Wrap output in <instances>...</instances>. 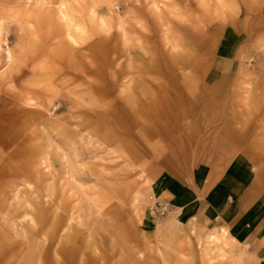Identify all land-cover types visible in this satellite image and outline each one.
Returning <instances> with one entry per match:
<instances>
[{
	"label": "rangeland",
	"instance_id": "rangeland-1",
	"mask_svg": "<svg viewBox=\"0 0 264 264\" xmlns=\"http://www.w3.org/2000/svg\"><path fill=\"white\" fill-rule=\"evenodd\" d=\"M62 3L73 26L60 19ZM0 8L11 9L0 10L1 46L15 55L8 65L0 46V126L10 129L0 141L43 170L40 186L28 179L13 192L27 212L45 209L47 227L58 219L49 238L23 209L1 212L0 237L14 249L4 247L0 264L68 263L74 241L75 262L264 264V235L245 245L199 211L149 213L158 176L219 157L245 166L264 210V0H0ZM121 110L126 120L135 112L129 130L114 116ZM75 149L82 181L62 193L60 152L73 161ZM99 194L103 204L93 202Z\"/></svg>",
	"mask_w": 264,
	"mask_h": 264
},
{
	"label": "crops",
	"instance_id": "crops-1",
	"mask_svg": "<svg viewBox=\"0 0 264 264\" xmlns=\"http://www.w3.org/2000/svg\"><path fill=\"white\" fill-rule=\"evenodd\" d=\"M235 162L219 157L209 166L194 164L186 175L158 176L152 187L154 204L199 211L214 226L230 228L240 243L253 244L264 235V210L255 204L253 186H245L251 179L248 170Z\"/></svg>",
	"mask_w": 264,
	"mask_h": 264
},
{
	"label": "bare ground",
	"instance_id": "bare-ground-1",
	"mask_svg": "<svg viewBox=\"0 0 264 264\" xmlns=\"http://www.w3.org/2000/svg\"><path fill=\"white\" fill-rule=\"evenodd\" d=\"M0 10H2L3 13L5 12V10L11 11V9H9V8H6L5 10L0 8ZM67 14H69V13H67V8L64 5V3H62V5L59 9L60 19H62L67 26H71V25L73 26V24H75V23H74L73 19L71 17H69ZM4 17L5 16L0 15V46H1V38L3 35V30H4ZM1 47L3 48V46H1ZM3 49H5V56L7 58L8 65L12 66L14 61H15V55L13 54V52L10 49L7 48V44H5V48H3ZM5 73L6 72H3L2 75H5ZM149 109H151V108L144 107L141 109V111L147 113V111H149ZM18 113L15 114L16 118L19 116ZM125 113L126 112L124 110L117 111V112H115L114 116L116 119H118V122L120 123L121 127L129 130L131 125L137 123L136 118L134 117L135 112L131 113V115H129V117H131L132 120H129V119L126 120L124 117ZM40 116H41V113H40ZM1 119H6V118L4 117ZM9 132H10L9 128H6L5 126H0V133L8 134ZM167 137H168V135H167ZM0 142H1L0 144L2 146L0 148V214H1V212L5 211L8 213V216L14 217V212L19 211L20 209H23L24 214L26 216H29L30 224L32 226L30 224L29 225L32 227V230H35L36 234H38V235H40L42 230H43L44 235L46 237L50 238L52 236V234H54V232H55L56 225L58 223L57 222L58 219L57 220L55 219V221L53 220L51 225H49L47 227V223H46V218H47L46 214L47 213L45 212V209L44 210L40 209L36 214H31V213L27 212L28 210H27V208H25L26 206H21V204H20V203H22L20 201V195H21L20 190L17 189V191L15 193L13 192V188L15 186H18L19 184H23V182H25L28 179H33L37 183V185L40 186L42 184V178H43V170L41 169V166L40 165H29V164H27L26 160L24 159L25 150L19 149L17 147V145L14 144L15 142L9 143V141L7 139H2ZM73 153H74V160L71 161L68 158L65 151L60 152L59 161H60V169H61V174H60L61 179L59 180L60 181L59 187H60V189H62V193H64L66 190L71 189L72 184L75 181H77V182L82 181V179H77L74 176L73 171H74L75 166L80 167V168H84V163H83V160L80 158V156H78L76 149L73 151ZM13 164H15V166H13ZM51 164L52 163L50 162V160L47 161V164L43 167V169L46 168V169H48L49 172H51L52 171ZM51 187H53V186H51ZM85 192H86V195L89 197L90 195H89V193H87V190H85ZM46 195L50 197V192L47 193ZM35 199H36L35 200L36 201L35 202L36 203L35 209H38V207H40V204L43 205V203H41L39 200L40 195L38 193H37ZM136 199H137V197H136ZM93 202H97V203L101 202V204H103L104 203L103 194L102 195L99 194L98 196L93 198ZM34 220H35V225L33 223ZM37 223H39V225H41V227L39 226V229L36 230V228L38 227ZM14 225L18 226V224L16 222ZM15 226H14V229L16 230L17 228ZM213 237H212V239H213ZM214 238L216 239V241H218L217 240L218 237H214ZM4 239H5L4 235L2 237H0V255H2V252L4 251V247H7L9 249L10 248L14 249V245L12 243L6 242ZM74 242L71 244V248H69L67 251H65V254L67 253V258L69 259V261H68L69 264H97L95 262H91L89 260V257H87V256H83L79 260V262H75L77 250L72 247V246H74ZM213 242H214V240H213ZM219 249H220V247H219ZM203 254L204 255L208 254L207 249H205L203 251ZM13 258H14V256H13ZM16 258H17V256H16ZM16 258L14 260L9 259L10 261L8 259H6V261L8 260V262L6 264H16L15 263ZM68 263H66V261H64L63 263L60 262V264H68ZM38 264H45V262H43V259H42L39 263V259H38ZM58 264H59V262H58Z\"/></svg>",
	"mask_w": 264,
	"mask_h": 264
},
{
	"label": "built area",
	"instance_id": "built-area-1",
	"mask_svg": "<svg viewBox=\"0 0 264 264\" xmlns=\"http://www.w3.org/2000/svg\"><path fill=\"white\" fill-rule=\"evenodd\" d=\"M169 211V204L167 203H155L149 210L151 215H164Z\"/></svg>",
	"mask_w": 264,
	"mask_h": 264
}]
</instances>
